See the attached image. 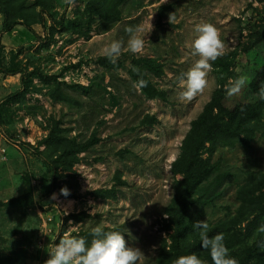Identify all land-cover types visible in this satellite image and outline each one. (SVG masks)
I'll use <instances>...</instances> for the list:
<instances>
[{
    "label": "rangeland",
    "instance_id": "374dc122",
    "mask_svg": "<svg viewBox=\"0 0 264 264\" xmlns=\"http://www.w3.org/2000/svg\"><path fill=\"white\" fill-rule=\"evenodd\" d=\"M84 9L83 0H57L54 18L56 23L64 21V28L58 27L52 37L54 24L48 18L45 28L20 26L2 34L0 27V264H46L48 252L61 238L97 226L121 232L129 247L142 252L138 264H156L162 240L170 237L161 231V223L174 196L172 164L192 121L220 84L226 90L244 77L239 92L227 94L229 101L244 100L264 63L263 42L241 52L228 74L211 66L205 88L191 101L180 98L185 74L200 58L192 48L196 26L215 25L223 56L248 42L264 24V0H129L122 6V21L113 26L97 22L85 37L70 26L85 18ZM137 25L143 28L144 48L132 54L126 29ZM112 41H121L122 49L107 68L98 60L107 58L104 48ZM133 57L163 64L165 74L154 83L166 92L167 101L148 100L134 87L129 75ZM39 73L88 87V94L62 86L69 98L54 102L57 83H45ZM24 78L31 86L21 96ZM147 116L157 123L143 125ZM55 121L62 122L65 136L78 142L94 135L101 141L81 155L73 177L59 179L53 189V170L36 148L44 151L40 143ZM220 159L227 167L264 172V135L249 152L240 147L219 150L213 161ZM118 172L127 186L115 200L91 196L97 189H111ZM65 187L79 198L62 195ZM238 207L236 185L230 184L206 220L232 217ZM77 214L80 221L72 217ZM246 226L238 230V245L228 249L237 264L249 251L264 252L258 232L247 237Z\"/></svg>",
    "mask_w": 264,
    "mask_h": 264
},
{
    "label": "trees",
    "instance_id": "16d2710c",
    "mask_svg": "<svg viewBox=\"0 0 264 264\" xmlns=\"http://www.w3.org/2000/svg\"><path fill=\"white\" fill-rule=\"evenodd\" d=\"M57 0H0V13L3 17L1 33L8 34L17 27L32 30L34 26L46 27L47 18L53 21L50 36H54L58 27L64 28V21L56 23L54 12ZM129 0H83L85 3L82 20L70 22L72 31L79 36H88L92 26L101 22L113 26L122 21V6ZM258 1V0H256ZM264 42V24L254 31L251 39L241 43L235 50L220 56L211 63L215 71L228 74L233 61L243 52L248 53ZM101 65L110 68L108 58H99ZM165 74L163 64L152 58L133 57L129 75L133 82L140 79L147 81V86L140 88L148 100L167 101L166 92L160 90L154 79L162 78ZM38 77L45 83H57L51 98L54 102H65L68 94L66 88L88 94L89 88L80 85H67L57 82L54 76L39 73ZM31 82L23 79L21 96L29 92ZM264 91V63L258 69L257 75L248 87L247 96L242 101H229L224 85L220 84L212 93L210 101L205 105L200 115L192 121L185 136L180 154L172 164V174L175 177L174 196L165 208L166 219L162 220L161 231L169 233V241L162 240L156 258V264H174L180 256L196 254L202 263L212 264L208 250L201 248L200 236L194 230L197 220H206L209 210L217 209V202L223 198L228 185H236V200L239 207L234 216H225L216 221L211 218L207 234L212 237L223 234L227 249L235 248L237 233L242 225L247 223V237L258 232L264 243V172L237 169L224 166L222 160L213 161L214 155L222 149L242 148L249 152L258 136L264 135V100L260 98ZM157 119L147 116L142 124L154 125ZM96 135L86 142H78L75 138L64 135L62 122L55 121L48 136L40 143L44 151L36 148L39 156L43 157L54 173L53 189H56L59 179L73 177L76 165L81 163V155L100 143ZM33 147V146H30ZM33 149H35L33 147ZM122 155V152L119 153ZM206 156V157H204ZM127 182L118 172L115 184L111 189H97L91 193L95 199L115 200L121 187ZM68 198H79L70 194ZM80 221V214L73 215ZM104 231H118L104 228ZM91 231L81 232L78 237H84L90 243L93 238ZM264 264V252L249 251L238 264Z\"/></svg>",
    "mask_w": 264,
    "mask_h": 264
},
{
    "label": "clouds",
    "instance_id": "9594fccd",
    "mask_svg": "<svg viewBox=\"0 0 264 264\" xmlns=\"http://www.w3.org/2000/svg\"><path fill=\"white\" fill-rule=\"evenodd\" d=\"M172 16H170V21ZM197 35L192 42L194 54L200 58L193 67L185 74L184 91L180 93L182 100L191 101L194 96L200 93L206 86V74L211 68V62L222 55L223 42L221 41L217 28L212 23H203L196 26ZM128 34L127 49L132 54H137L144 48L145 37L141 35L143 28L139 25L126 29ZM122 42L112 41L104 48L107 58L113 64L121 54ZM246 84L244 77L226 88L229 96L239 92ZM147 86V81L140 79L134 87L137 89ZM260 98L264 100V91ZM64 196L70 195L65 187L61 189ZM194 230L199 232L201 248L209 251L212 264H237L230 256L224 243L223 234H216L210 237L207 234L208 224L206 220H197L193 224ZM93 237L89 242L84 237L65 236L54 244L49 253L46 264H138L141 251L129 247L126 244L124 235L119 231H104L97 226L91 230ZM174 264H202L196 254L180 256Z\"/></svg>",
    "mask_w": 264,
    "mask_h": 264
},
{
    "label": "crops",
    "instance_id": "0c3cea01",
    "mask_svg": "<svg viewBox=\"0 0 264 264\" xmlns=\"http://www.w3.org/2000/svg\"><path fill=\"white\" fill-rule=\"evenodd\" d=\"M2 22H3V17H2V15H0V27L2 25Z\"/></svg>",
    "mask_w": 264,
    "mask_h": 264
}]
</instances>
